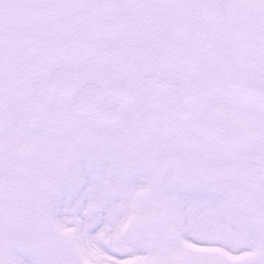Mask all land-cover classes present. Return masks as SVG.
<instances>
[{"label":"snow or ice","instance_id":"obj_1","mask_svg":"<svg viewBox=\"0 0 264 264\" xmlns=\"http://www.w3.org/2000/svg\"><path fill=\"white\" fill-rule=\"evenodd\" d=\"M0 264H264V0H0Z\"/></svg>","mask_w":264,"mask_h":264}]
</instances>
